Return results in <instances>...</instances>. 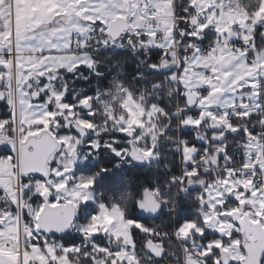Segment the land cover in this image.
Segmentation results:
<instances>
[{
  "label": "snow or ice",
  "instance_id": "6c2138e0",
  "mask_svg": "<svg viewBox=\"0 0 264 264\" xmlns=\"http://www.w3.org/2000/svg\"><path fill=\"white\" fill-rule=\"evenodd\" d=\"M0 264H264V0H0Z\"/></svg>",
  "mask_w": 264,
  "mask_h": 264
}]
</instances>
